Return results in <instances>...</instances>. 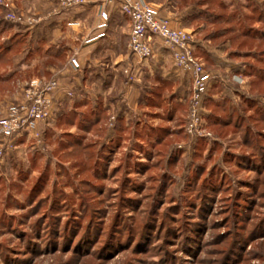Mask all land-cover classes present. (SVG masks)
Listing matches in <instances>:
<instances>
[{"label": "rangeland", "instance_id": "obj_1", "mask_svg": "<svg viewBox=\"0 0 264 264\" xmlns=\"http://www.w3.org/2000/svg\"><path fill=\"white\" fill-rule=\"evenodd\" d=\"M146 1L154 8L163 0ZM210 1L209 7L201 5L203 14L183 18L175 27L192 30L202 47H194V54L206 70L264 95V82L252 84V73L231 70L264 69L255 61L264 40H245L237 47L225 37H206L220 28L208 23L215 14L229 16L235 32L244 26L258 35L264 30V21L257 20L264 0ZM197 2L166 3L180 11ZM47 8L61 7L56 0H0V118L29 83L42 84L71 69L73 51L46 49L40 35L27 34L37 32ZM31 19L32 24L26 22ZM10 43L11 49H4ZM219 58L233 65L218 67ZM59 86L51 117L22 132L0 159V264H264V159L245 158L264 139L250 131L253 141L245 145L243 140L246 126L264 132L252 108L241 113V101V127L205 126L203 117L206 134L200 138L206 142L178 148L187 138L174 131L183 126L187 107H178L170 118L166 88L153 85L146 116L119 127L118 141L110 143L109 131L119 124L115 117L109 125L115 113L99 114V124L88 128L94 101L76 104V78ZM204 109V115L212 111L226 117L217 108Z\"/></svg>", "mask_w": 264, "mask_h": 264}, {"label": "crops", "instance_id": "obj_2", "mask_svg": "<svg viewBox=\"0 0 264 264\" xmlns=\"http://www.w3.org/2000/svg\"><path fill=\"white\" fill-rule=\"evenodd\" d=\"M167 1L169 3L170 0L155 2L154 8L157 14L169 17L173 26H179L183 18L187 21L194 11L189 7L180 11L169 10ZM105 10L108 19L105 26H99V7L96 5L81 6L72 10L47 8L41 15L40 25L35 28L37 32L27 30L30 36L40 35L46 49L67 48L73 51L79 68L70 66L71 69L66 72L68 75L61 74L57 77L63 83L76 78V101L99 100L106 110L115 113L116 120L119 116H123L126 121L137 116L139 122L142 121V116H146L145 111H148L150 106L148 99L153 95V85L166 88L167 111L171 110L174 101H189L190 78L174 66L170 50L158 37H152L150 40L152 56L135 69L134 81L126 82L123 70L131 60L127 48L130 22L115 5L107 6ZM69 21L76 22V25L67 24ZM194 44L199 43L195 41ZM56 53L59 51L53 55H57ZM230 64L233 65L228 59L219 58L217 61L218 67L223 65L229 68ZM231 68L232 74L236 73L237 69L233 66ZM213 74L214 79L209 82L206 93L212 100L226 97L230 102V109L238 110L243 98H257L241 89V86L226 80L222 74ZM214 85L217 90L210 93Z\"/></svg>", "mask_w": 264, "mask_h": 264}, {"label": "built area", "instance_id": "obj_3", "mask_svg": "<svg viewBox=\"0 0 264 264\" xmlns=\"http://www.w3.org/2000/svg\"><path fill=\"white\" fill-rule=\"evenodd\" d=\"M62 9H75L81 6L96 5L99 7V26H105L108 19L106 7L115 5L130 22L128 38V53L131 57L129 65L123 70L126 82L135 79V69L152 56L150 40L158 37L163 45L170 50L174 66L187 74L191 81L189 106L185 117L184 132L187 142L178 145V148L189 147L194 140L204 136L203 116L204 98L209 82L214 79V74L206 70L202 62L195 56V40L193 32L187 28L175 27L169 17L157 14L156 10L146 0H56ZM8 19L22 23L21 17L8 15ZM32 24L34 20H26ZM69 64L72 68H79L75 56L71 57ZM57 77H52L42 84L29 83L24 89L21 100L12 104L0 118V159L8 148L12 147L15 139L25 130L32 129L37 122H43L51 117L53 96L59 90ZM65 95L73 96L70 89H65ZM115 117L110 122L113 125ZM34 136L40 141V134Z\"/></svg>", "mask_w": 264, "mask_h": 264}, {"label": "trees", "instance_id": "obj_4", "mask_svg": "<svg viewBox=\"0 0 264 264\" xmlns=\"http://www.w3.org/2000/svg\"><path fill=\"white\" fill-rule=\"evenodd\" d=\"M207 2H210V0H198L197 4L195 5H191V8H194V11L193 13L189 16L188 19H191L192 17L195 18L197 15H200V14H203L206 10H204L203 8H201V5H204L206 4L207 7H209V4H207ZM218 5L221 7V8H226V4H223L222 2H218ZM197 6V7H196ZM253 12L256 11V10H252ZM245 16V15H244ZM258 18L257 20H263L264 21V12L261 14V12L257 15ZM245 17H243L244 19ZM231 20V18L229 16H227L226 18H223L222 16H219L217 14H215V16H213L212 20L208 21V23L212 24L213 26L215 27H220V28H217V30L215 29L214 31H211L209 32L206 37L207 39H214V38H218V37H225L227 39V41L230 43V44H236L238 45L237 47H241L243 46V44H245V40H249V41H252L253 39L257 38V39H260V41L264 40V30L259 33L258 35L253 32V31H249L246 27L242 26V28L238 31V32H235V28L232 24L229 23V21ZM224 24H226L227 26L226 27H222L224 26ZM235 25V24H234ZM4 29L2 27H0V33L3 31ZM20 35L21 32L20 31H17ZM19 34H16L17 36ZM23 35H25L23 33ZM19 37V36H18ZM239 39H243L241 41L238 42ZM19 42V40H16V42ZM226 42V41H225ZM238 42V43H236ZM11 43L9 45L6 46V48L4 49H11ZM195 49L196 50H201L202 47L200 45H195ZM260 52L262 54H260V56L258 55L257 56V59L255 60L256 62L258 63H262L264 64V49L263 50H260ZM233 53L235 55H245V56H248L249 54H247L248 52H241V50H234ZM247 54V55H246ZM247 68V67H246ZM246 68H243V69H237L236 71L237 72H241V71H245L247 74L248 73H252L255 80H253L252 84H255V83H258L259 81L260 82H264V69L262 68H256L254 71L251 72V70H245ZM249 69V68H247ZM217 90L216 89V85H214L212 87V89L210 90V93L212 91H215ZM252 94V93H251ZM253 96H256L257 98L254 100L252 98H243L242 100V103H244V106L240 107V111L241 113H244V110H246L247 108H252L254 110V113L257 114V116H259L260 118H262L263 120V124H264V101H261V100H264V95H256V94H252ZM88 100H79V101H76V104H85L87 103ZM189 101H185V102H177V101H174L172 103V107H171V110L167 111L168 115L170 118H173L178 110V107L180 108V106H183L185 105L187 107V110H188V106H189ZM203 104L206 106V107H214V108H217L216 111H224L225 112V116H221L220 114H217L216 112H206V114L203 116L204 119H205V126H212V125H222V126H226L228 123H231L233 124L235 127H241L243 126V120H244V115L241 114L240 115V111L239 110H236V109H230V102L228 100V98L226 97H223L221 99H218V100H212L211 96H209L208 94L205 96L204 98V101H203ZM167 109V108H166ZM106 111V108L102 105V102L97 100L94 102V104H92L91 108H90V114L92 116L91 119H88L90 120L89 122V125H87L88 128H90V126L92 125H98L100 120L102 119V117L99 116V114H103V112L105 113ZM60 117V115L58 116ZM57 117V118H58ZM56 118V119H57ZM250 118V117H249ZM118 121H119V124L118 126H116L112 131H109L110 134H108V142H114V141H118L119 139V136H118V129L119 127L123 128V127H127L130 123H132V120H125L123 118V116H119L118 118ZM256 123H259V122H256ZM184 125H185V119H184V122H183V126L179 127L178 128H175V134L176 135H180L182 138H187V135L185 134L184 132ZM87 129V128H86ZM165 132H167V130H164ZM250 131L253 132V134L255 135V137H260V138H263L264 139V132L261 131V129L259 128H256V127H252V126H246V129H245V132H244V137H243V140H244V143L246 145V143H251L253 140V138L250 140V136L248 135V133H250ZM256 139V138H255ZM203 142H206L204 138H197L194 140L193 144L194 147L198 144H201ZM215 143V142H213ZM255 144H256V140H255ZM251 147V146H250ZM254 147V148H253ZM253 150L251 152L254 151V153L252 154V156L250 155V157H245V158H248V160H250V158H254L255 160L254 161H263L264 159V145H260L258 144V146H253L251 147ZM140 150H143V148L141 147ZM178 153L181 152V151H177Z\"/></svg>", "mask_w": 264, "mask_h": 264}]
</instances>
